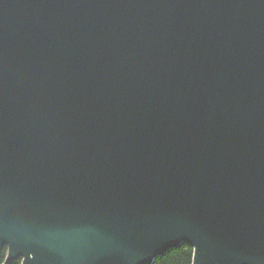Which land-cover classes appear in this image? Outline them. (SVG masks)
<instances>
[{"label":"water","instance_id":"obj_1","mask_svg":"<svg viewBox=\"0 0 264 264\" xmlns=\"http://www.w3.org/2000/svg\"><path fill=\"white\" fill-rule=\"evenodd\" d=\"M264 264V0H0L3 264Z\"/></svg>","mask_w":264,"mask_h":264},{"label":"trees","instance_id":"obj_2","mask_svg":"<svg viewBox=\"0 0 264 264\" xmlns=\"http://www.w3.org/2000/svg\"><path fill=\"white\" fill-rule=\"evenodd\" d=\"M7 249L0 253V264L4 263ZM193 249L188 244H182L177 248H172L164 254L158 256L151 264H192ZM8 264H20V260L11 261Z\"/></svg>","mask_w":264,"mask_h":264}]
</instances>
